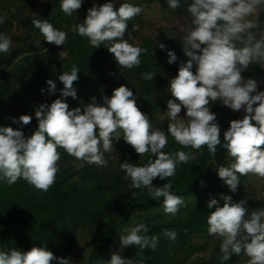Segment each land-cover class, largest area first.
<instances>
[{
    "label": "clouds",
    "instance_id": "1",
    "mask_svg": "<svg viewBox=\"0 0 264 264\" xmlns=\"http://www.w3.org/2000/svg\"><path fill=\"white\" fill-rule=\"evenodd\" d=\"M181 0H167L169 9H176ZM83 0H60V9L68 16L82 7ZM106 0L102 5L93 3L87 9L83 21L72 27V31L87 37L92 49L106 44L116 63L123 68L140 66V56L145 49L129 43L125 37L128 21L138 16L142 8L130 0ZM187 12L193 17L195 26L183 39L182 51L188 58L177 75L169 80V93L175 99L166 103L167 133L153 127L149 116L137 106V96L131 88L120 85L112 90L110 97H102L98 103L69 110L68 97L77 98L74 81L80 72L77 65L58 77L63 88L60 96L50 104L41 103L34 115L37 128L30 136L10 126H0V180L12 185L19 179L37 189L47 191L59 171L61 159L58 148L77 160L97 166H106L105 152H112L113 141L123 138L139 157L150 153L155 159L137 165L129 161L121 163V169L130 178L135 189L146 188L153 200L163 198L164 211L175 216L184 200L174 194L171 182L153 186V180L171 178L176 174L178 163H188L194 157L185 151L165 152L169 136L184 148L200 150L207 146L214 156L217 145L227 150L231 163L215 169L218 178L232 193L241 183L240 176L249 173L264 177V90L257 91L258 81L245 79L242 72L251 64H264V0H191ZM39 17V15L34 14ZM4 17H0V24ZM33 26L44 40L63 46L67 32L58 30L46 19L35 18ZM133 31L139 30L135 25ZM12 39L0 32V53H8ZM163 49L164 45H160ZM167 63L176 61V54L167 51ZM195 66V72L193 68ZM154 73L144 72V80H153ZM49 93L57 91L56 83L46 81ZM43 93V89L41 90ZM221 105L233 111L243 110V117L229 122V127L220 139L221 127L216 122V113L211 104ZM185 109L184 117L179 114ZM32 116L12 117V123L28 125ZM122 131V136H121ZM203 183V181L201 182ZM245 200L233 201L232 197L220 194L219 200L210 195L207 201L208 234L222 239V260L244 252L248 264H264V209L247 215ZM146 224H136L120 236L123 247L137 246L155 250L159 237L149 236ZM169 239H176L175 231L165 230ZM72 264L70 257L54 256L46 247L33 246L28 251L0 248V264ZM106 264H133L119 252L113 253Z\"/></svg>",
    "mask_w": 264,
    "mask_h": 264
},
{
    "label": "trees",
    "instance_id": "2",
    "mask_svg": "<svg viewBox=\"0 0 264 264\" xmlns=\"http://www.w3.org/2000/svg\"><path fill=\"white\" fill-rule=\"evenodd\" d=\"M152 1H155L162 11L170 10L167 0H130L136 6ZM12 2L13 0H0V17H4L0 32L9 35L13 43L8 53H0V126H10L14 130L23 131L26 137L30 136L38 126L35 110L41 103L50 104L59 98V89L63 88L58 79L59 75L77 65L80 70L78 81H74L77 98H67L69 110L82 108L91 103L93 97L100 103L102 97L111 96L113 89L125 85L133 90L137 96L138 108L149 116L153 127L160 129L156 125V118L160 113L166 112L167 101L175 99L169 93V80L177 75L179 66L188 59L182 51L183 38L162 35L155 39H140L132 30L138 19V16H135L128 21L124 38L145 51L140 56L139 67L123 68L105 48L106 44L92 49L87 37L72 31L74 25L83 21L87 9L92 7L93 3L102 5L106 0H83L82 7L72 16L62 12L60 0H46L39 5L37 15L41 19H46L56 29L67 32L63 46H56L44 40L32 24L33 19L39 17L21 18L15 27V18H8L3 13V7ZM27 2V5L31 6L39 1ZM122 2L123 0H117L116 7ZM190 3L191 0H181L177 8L191 15L187 12ZM260 20L264 21V14ZM37 42H40L38 48ZM161 44L164 45L163 49L160 48ZM169 50L177 57L172 64L167 63ZM111 65H118L122 74L120 81L107 89L104 87L105 70ZM263 66L264 64H251L242 72V76L257 81V77L264 74L261 70ZM193 71L195 72V66ZM144 72L154 73L153 80H144L141 76ZM49 79L56 83L55 93L48 91L46 81ZM210 107L216 113V122L221 127L220 139L223 144V132L229 127V122L242 118L244 114L222 106L220 101ZM182 113H185L183 108L180 114ZM21 115L33 118L28 125L12 123V117L18 119ZM162 130L167 133L166 129ZM216 148L215 155L211 156L206 145L200 150L184 148L169 136L165 152L174 154L185 151L194 159L188 163H178L176 174L171 178H155L153 186L171 182V191L174 194L180 195L184 201L196 200L197 204L188 208L183 215L169 219L156 218L143 223L149 229L147 235L159 237L155 250L148 247H124L120 253L123 258L132 260L133 264H185L192 254L205 250L207 244H199L194 240H208L212 237L208 234L207 217L210 210L206 206L210 195L218 200L220 194L231 196L233 201L245 200V218L253 212L257 204L247 196V176H240L241 183L235 193L230 192L218 178L215 169L219 166L227 167L229 163H215L219 157L227 155V150L221 145ZM113 149L112 152L104 153L107 165L97 166L77 160L62 148H58L61 156L57 162L59 171L54 184L47 191L37 189L23 179L12 185L0 180V248L5 251L11 248L28 251L33 246H44L54 256L68 258L76 246L79 230L89 227L96 231L97 236L86 264H95L106 257L116 243L119 230L130 224L135 213L147 214L154 209H164L163 198L155 201L148 189L133 188L130 178H127L121 169V163L125 161L142 165L155 157L150 153L139 157L123 138L113 141ZM165 230L175 231L176 239H169L164 234ZM221 241L220 238V243L215 245L213 259L195 264H232L245 254L241 252L239 255H231L228 261H223ZM50 264L57 262L53 260Z\"/></svg>",
    "mask_w": 264,
    "mask_h": 264
},
{
    "label": "rangeland",
    "instance_id": "3",
    "mask_svg": "<svg viewBox=\"0 0 264 264\" xmlns=\"http://www.w3.org/2000/svg\"><path fill=\"white\" fill-rule=\"evenodd\" d=\"M29 1V0H28ZM38 4L27 5V0H13L12 3H7L6 7H3V13L9 18H15L14 26H18V20L21 18L33 17L39 11V5L46 0H38ZM139 7L142 8L141 14L138 15V19L134 23L139 25V30L134 31L140 39L143 38H159L162 35H167L169 38L184 37L192 30L195 26L192 24L193 17L187 13L176 8L174 10L162 11L155 1L147 4H142ZM264 12L261 13L263 16ZM260 16V18H261ZM17 30L14 31L16 33ZM40 46V42L36 43V48ZM13 47V43L11 45ZM264 73V66L261 68ZM122 71L118 65L108 66L105 70L106 84L105 88L109 89L120 81ZM258 87L257 91L264 90V74L257 77ZM238 114H244L243 110L235 111ZM185 113L179 114L181 118L184 117ZM170 121L165 116L164 112L160 113L156 118V125L160 129L167 130V124ZM261 147H264L262 145ZM59 151V150H58ZM231 163V158L227 155H222L215 163ZM247 176V196L257 204V207L253 210L264 209V177H259L255 174L249 173ZM184 205L180 207L179 212L175 215H183L187 212L188 208L193 207L197 204L196 200L184 201ZM171 214L165 213L164 209H154L147 214L135 213L130 224L121 228L116 237L115 245L108 251L106 257L95 264H106L110 260L113 253L123 250V246L120 243V236L126 234V230L131 229L136 224L145 223L151 219H169L175 217ZM97 233L91 228L80 229L77 236L76 246L71 250L68 257L71 258L72 264H86L87 257L96 241ZM194 242L199 244H207L206 249L200 252L192 254V256L186 261L185 264H195L201 261H210L213 259L215 245L220 243V238L212 236L210 239L198 238ZM222 242V241H221ZM221 245V244H220ZM221 249V248H220ZM222 253V252H221ZM249 257L244 254L237 262L232 264H248Z\"/></svg>",
    "mask_w": 264,
    "mask_h": 264
}]
</instances>
